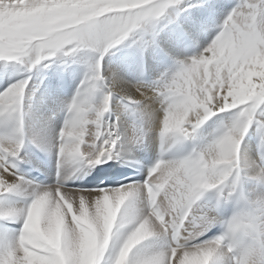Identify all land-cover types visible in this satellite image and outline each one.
<instances>
[{"label":"snow or ice","instance_id":"1","mask_svg":"<svg viewBox=\"0 0 264 264\" xmlns=\"http://www.w3.org/2000/svg\"><path fill=\"white\" fill-rule=\"evenodd\" d=\"M179 0H0V58L36 59L65 47H91L101 53L123 40L142 22L158 17ZM219 8L206 0L192 17V27ZM264 59V0H244L226 18L223 30L199 56L182 61L179 70L157 91L167 101L160 135L186 136L216 112L233 109L231 123L206 147L172 161L160 160L144 183L117 188L80 190L61 183L38 189L26 209H0V216H23L17 239L0 247V264H100L110 242L118 247L115 264H214L229 257L232 264H264V197L250 199L242 180L264 181V158L243 164L242 138L261 114L264 129V76H248ZM99 66L84 92L69 105L60 132V164L93 165L110 158L116 139L103 124L111 92L93 106L92 93L101 79ZM27 82L0 94V115L15 122V134L0 138V193L19 190L15 159L21 149L22 103ZM141 95L143 91L137 89ZM264 144V140H262ZM209 189L234 195L242 206L223 235L190 244L215 218L193 215V206ZM147 193L151 210L143 216L126 202ZM186 221L188 222L186 226ZM131 226V229H128ZM190 229V231H189ZM170 233L168 250L145 251L131 262L129 253L141 241ZM186 233V234H185Z\"/></svg>","mask_w":264,"mask_h":264},{"label":"bare ground","instance_id":"2","mask_svg":"<svg viewBox=\"0 0 264 264\" xmlns=\"http://www.w3.org/2000/svg\"><path fill=\"white\" fill-rule=\"evenodd\" d=\"M215 2L219 5V8L206 16L195 28L191 25L193 12L196 11L198 14V10L201 9V5L204 7L206 0L189 1L187 6L180 9L182 13L179 17L174 15L170 20L167 18H154V24L159 26L162 32L158 33L157 30L148 27V25L140 28L136 44L130 47L122 60L120 59L122 49L117 46L118 44L110 49L108 48L103 53L89 47L96 66H99V72L101 71V66L103 67V74H101L103 82L100 81L102 78L97 82L95 91L91 96L92 105L95 107L103 104L105 97L103 95L108 93L105 90L109 91L107 88L108 82L112 85L111 87L120 92L118 93L120 94L118 95L119 97L109 98L107 114L102 117L106 130L110 129V115L116 113L119 121L120 139L116 143V151L120 158H115L114 153H112V163L115 161L118 163L117 172L125 174L134 171V173L130 178L131 180L128 179L125 183L118 186L85 187L79 186V182H84L87 179H91L92 176L101 173L103 167L100 163L93 165L86 163V167H83L84 165L81 163H66L63 165L64 169L68 166L80 169L71 175L68 173L67 178H64L65 181L68 180L65 187L80 190H103L126 186L133 182L144 183L147 160L157 156L160 147L164 155L161 160L172 161L189 156L175 153L181 143L182 136L177 138L175 135H170L167 141L161 138L160 129L163 116L166 114L167 101L157 89L162 88L166 81L179 70L182 61L199 56L209 47L223 30L226 18L244 0H215ZM63 51L59 50L57 56L47 65H43L44 62L40 61L39 68L33 70L37 73L34 78L29 77L30 68H24L23 65L22 71L28 73H24L26 76L22 75V71L19 70L18 74L16 73L17 76L15 74V76L12 75L10 77L12 74L10 70L14 67V63L7 62L8 59L6 60V58V62H2L3 69L7 68V71H2L4 74L2 78V72H0V84H2L0 86V94L5 93L14 85L26 82L29 78L22 103V140L28 153L23 154L25 150L21 148L17 156L27 163L34 164L39 171L47 175L44 181H38L24 169L14 167L13 171L16 180L19 181L22 177L24 182L17 191L0 193V209L5 211L10 208L17 210L26 209L31 203L30 200L34 199L36 191L47 187L45 184L50 179H53L49 165L55 162V169L58 165L60 167L61 157L58 154L60 143L58 135L69 118V116L64 117L65 107L71 105L73 100L78 99L82 95L85 90V83L91 80V74L94 71L90 70L89 63L84 62L80 58V52L67 56L68 53L64 54ZM147 53L151 54L152 57L143 58L147 56ZM65 56L68 57L67 60ZM2 59L4 58H0L1 61ZM135 59L137 60L135 61ZM2 65L0 64V70ZM43 68L44 70L46 69L45 71L43 70L47 72L46 74L38 71ZM83 75H86L84 79L82 78ZM256 76H264V59L259 60L256 69L250 71L248 76L249 83H254V77ZM101 84H103V89H101L103 93L100 92L98 94V91H100L98 86ZM76 86L79 87V92L77 95H73V88ZM137 89L142 90L144 95H141ZM111 100H113L112 104ZM235 115L236 112L233 109L214 113L198 128L186 135L188 137V143L186 144L191 146L192 142H195L197 151L206 147L222 133V124L231 123ZM134 116H137L136 120H134ZM2 121L9 124V129L2 131L0 128V138L14 135V120L5 115H0V124ZM259 126L260 123L254 121L249 126L247 134L245 133L242 138L239 149L242 166L252 161L259 164L261 159L264 158L263 134H261L262 138L259 142L262 149L260 151L257 149V141L260 138ZM36 148L43 153L44 159L35 151ZM62 172L63 176L67 174L64 173L66 170ZM112 172H116L115 168L112 169ZM114 176L121 175L113 174L107 177L111 178ZM61 178L63 177H60V181L62 180ZM242 181V187L250 199L254 200L264 197V181L257 179L254 175H247ZM130 203L139 216H143L151 210L146 190L134 201L126 202L122 212L129 207ZM222 209L223 213L216 211L208 201L198 200L196 202L193 206V215L207 213L209 217H214L215 219L204 226L202 232L194 240L189 241L190 244L215 238H202L197 241V238H200L201 235L207 237L208 233H210L208 232L209 230H213L215 225L222 223L221 219L225 218L226 207L222 205ZM23 220L24 217L19 215L0 216V247H4L7 243L18 238L20 234L19 227L21 228L23 225ZM8 224L13 226H8ZM17 224L19 225L17 226ZM187 224L188 222L186 221V226ZM128 229L130 230L131 226H128ZM147 244H149V247L146 246ZM174 244L175 241L170 233L148 237L136 245L129 253V261L131 262L138 254H142L145 251H166ZM139 245L140 250L137 248ZM118 250V247H114V243L110 242L100 264H115ZM87 264H94V257H88ZM214 264H232V261L229 260L228 256L222 255L214 258Z\"/></svg>","mask_w":264,"mask_h":264},{"label":"rangeland","instance_id":"3","mask_svg":"<svg viewBox=\"0 0 264 264\" xmlns=\"http://www.w3.org/2000/svg\"><path fill=\"white\" fill-rule=\"evenodd\" d=\"M189 1H191V0H179V2L178 3H174V4H171L166 10H165V12L163 13V14H161L160 16H158V17H154V18H157V19H161V18H167V19H171L174 15H176V16H178L179 17V15L182 13V11L180 10L182 7H185V6H187L188 4V2ZM174 8H176V9H174ZM201 8H203V6L201 5ZM194 14H197V12L196 11H194L193 12V15ZM154 18H150V19H148V20H146V21H144V22H142L138 27H136V28H134L131 32H129V34L123 39V40H121L119 43H117V44H115V45H113V46H118V47H120V49H122V52H121V54H120V59L122 60L123 59V57L127 54V52H128V50L130 49V47H132L134 44H136V42H137V40H138V37H137V34H138V31H139V29L140 28H142V27H144L145 25H148V27H150V28H152V29H155V30H157L158 31V33L160 32H162L161 31V28H159V26H157V25H155L154 24ZM192 21V20H191ZM192 25V24H191ZM113 46H111L110 48H112ZM109 48V49H110ZM64 50V51H63ZM59 51V50H58ZM57 51V52H58ZM60 51H63L64 52V54L65 53H68V55L67 56H69V54H73V53H77V52H80V58L84 61V62H86V63H89L90 65V70H94V71H92V74H91V77L93 76V74H94V72L97 70V66H96V63H95V60L93 59V57H92V55H91V52H90V50H89V47H87V46H82V47H65L64 49H61ZM57 52L54 54V55H46L43 59H39V60H37L36 59V55H35V53H29L28 55H26V56H24V57H22L21 59H8L7 60V58H6V60H7V62L8 61H10V62H12V63H14V67L13 68H11V70H10V72L12 73L11 75H10V77L12 76V75H14L15 76V74L17 73L18 74V71L20 70V71H22V68H23V66H24V68H30V73H29V77L30 78H34V77H36L37 76V73L36 72H34L33 70L35 69L36 70V68H39L38 67V65H39V62L41 61V62H44V64L43 65H47L48 63H50V62H52V60L57 56ZM86 54V55H85ZM67 56H65V59L67 60ZM142 56V55H141ZM149 56H151L152 57V55L151 54H148L147 53V56H144L143 58H146V57H149ZM140 57V56H139ZM143 58H140V59H143ZM138 59V58H137ZM137 59H135V61L137 60ZM139 59V60H140ZM6 60H5V58L4 59H2V61L0 60V64L2 65V62L3 61H5L6 62ZM19 65V66H18ZM23 65V66H22ZM86 66H88V65H86ZM3 70H6L7 71V68H4L3 69V65H2V69L0 70V72H2ZM44 70V68L42 69V70H38L40 73H42V74H46L47 72H44L43 71ZM103 67L101 66V71H100V75L101 74H103ZM24 73H26V74H28L27 72H23L22 71V75H25ZM17 74H16V76H17ZM3 72H2V74H1V78L3 77ZM26 76V75H25ZM86 77V75H83V79ZM88 78V77H87ZM26 79H27V77H26ZM103 79V78H102ZM102 79L100 80L101 82H103L102 81ZM42 81H43V78L41 79V84H42ZM27 83L29 82V78H28V80L26 81ZM90 82V80H88L86 83H85V87H86V85L88 84ZM2 84H0V86H1ZM27 86V85H26ZM112 85L108 82V86H107V88H108V90L109 91H107V90H105L106 92H111V98L112 99H114V98H116V97H119L118 95H120V94H118V93H120V92H118V90L117 89H114L113 87H111ZM100 87V88H99ZM98 88L100 89V91H98V94L100 93V92H102L103 93V91L101 90V89H103V84H101L100 86H98ZM112 88V89H111ZM74 89V88H73ZM78 92H79V90H78ZM78 92H73V95H77L78 94ZM101 93V94H102ZM106 95V94H105ZM105 95H103V96H105ZM112 101L113 100H111V104H112ZM61 111V110H60ZM106 115L105 114H103V117H105ZM116 116V117H115ZM257 117V118H256ZM256 117L254 118V121H256V122H261V119H262V117H261V114H260V111H259V109L257 110V114H256ZM136 118H137V116H134V120H136ZM116 121V122H115ZM253 121V122H254ZM109 126H110V129H111V132L114 134L113 135V138H115L116 139V143H118V141H119V139H120V133H119V121H118V117H117V114L116 113H114V114H112V115H110V117H109ZM116 123V124H115ZM113 124H114V126H113ZM118 125V126H117ZM260 127V126H259ZM116 132H115V131ZM260 138L258 139V143L260 142V140H261V134H263L264 135V129H262L261 127H260ZM117 133V134H116ZM60 134V133H59ZM247 134V133H246ZM119 137V138H118ZM58 139H59V141H60V135H58ZM260 144V143H259ZM117 145V144H116ZM116 145H115V147L113 148V152L112 153H114V155H115V158H120V155L118 154V152L116 151ZM21 148H24V150L25 151H23V152H25V153H23V154H27L28 153V150L24 147V142H23V144H22V146H21ZM257 149L260 151L262 148H261V146L260 145H258L257 144ZM42 150V149H41ZM43 151V150H42ZM44 152V151H43ZM58 154H60L59 153V149H58ZM82 165H84L83 167H86L85 165H86V162L85 163H81ZM120 164V163H119ZM49 168H51V174L53 175V179H50L49 180V182L47 183V184H45V186H47V187H49V186H52V184L54 185V184H57V183H61V184H63L64 186L66 185V181H68V180H64V178H67V175H68V173H70V175L71 174H73V173H75L77 170H79L80 168H75V167H67L66 169H64L63 168V165H61L60 164V167H59V165L56 167V169H55V162H53L51 165H49ZM63 170H66V172H64V173H67L65 176H63L62 175V171ZM54 171H55V173H54ZM62 172V173H61ZM60 174H61V176L63 177V178H61L62 180L60 181ZM1 195V194H0ZM29 199H31V198H29ZM30 201H32V200H30ZM22 224H23V222H22ZM9 225H11V224H8V226ZM19 224H17V226H18ZM11 226H13V225H11ZM10 226V227H11ZM16 226V227H17ZM23 226V225H22ZM21 226V228L19 227V231L21 232V230H22V227ZM19 232V233H20ZM147 247H149V244H147L146 245ZM145 246V247H146ZM139 250H140V245L137 247Z\"/></svg>","mask_w":264,"mask_h":264},{"label":"water","instance_id":"4","mask_svg":"<svg viewBox=\"0 0 264 264\" xmlns=\"http://www.w3.org/2000/svg\"><path fill=\"white\" fill-rule=\"evenodd\" d=\"M110 160H111V157L110 158H104L101 160V163L102 164H108L110 162Z\"/></svg>","mask_w":264,"mask_h":264}]
</instances>
